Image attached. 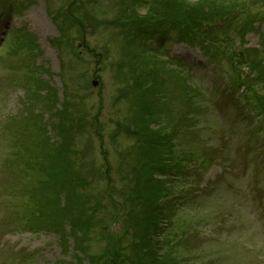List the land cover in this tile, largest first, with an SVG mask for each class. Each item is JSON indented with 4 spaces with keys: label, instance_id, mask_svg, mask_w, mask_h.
I'll return each mask as SVG.
<instances>
[{
    "label": "rangeland",
    "instance_id": "obj_1",
    "mask_svg": "<svg viewBox=\"0 0 264 264\" xmlns=\"http://www.w3.org/2000/svg\"><path fill=\"white\" fill-rule=\"evenodd\" d=\"M149 1L135 0L140 15ZM126 6L123 0H0V264H103L115 248L123 253L121 264H138L146 231L154 235L157 255L169 256V264H264V113L247 100L264 97V0L253 6L256 19L250 31L232 33L229 43L221 42L226 36L218 32L220 42L202 53L206 40L196 33L188 35L192 45L171 29L145 38V55L158 60V71L165 73H160L165 82L161 98L154 106L151 102L155 113L146 125L171 137L179 165L165 174L155 169L145 179L140 174L139 183L132 171L135 153L129 149L137 139L125 130L137 128L142 103L132 80L136 70L148 73L151 64L138 53L137 68L127 73L135 45L125 39L133 32L128 25L92 23L111 20ZM17 28L32 34V53L24 39L8 41ZM226 45L233 53L223 50ZM246 47L257 51L248 56L260 60L263 70L248 67L246 57L239 61ZM29 74L33 84L27 82ZM39 80L40 88L50 89L48 109L41 103L45 90L38 88ZM240 83L246 84L244 90ZM64 100L62 112L73 126L65 140L73 150L69 165L49 161L55 154L52 142L61 141L56 124ZM67 172L82 177L72 190L81 195L79 203L71 198V204L83 206L81 216H92L90 224L80 227L86 235L84 253L80 245L72 247L71 235L65 252L55 232L25 229L23 213L33 201L29 189L36 187L37 196L44 192L49 206L56 207L54 194L40 188ZM151 179L160 180L163 189L150 209L140 212L145 204L133 193L145 188L149 194Z\"/></svg>",
    "mask_w": 264,
    "mask_h": 264
},
{
    "label": "trees",
    "instance_id": "obj_2",
    "mask_svg": "<svg viewBox=\"0 0 264 264\" xmlns=\"http://www.w3.org/2000/svg\"><path fill=\"white\" fill-rule=\"evenodd\" d=\"M222 1L225 0H219L220 3H222ZM123 2H126L127 6L120 13L117 12L116 14H114V18H111V20L92 19V23L94 22L93 24L95 25L103 23H107L110 25L115 24L120 27H125L128 25L130 29L129 31L133 32L132 35H127L125 39L126 44L135 45V47L133 48L137 51L136 54L135 50L131 52L134 58L133 60L131 59L132 63L130 62L128 65L127 73L133 74L135 69L137 68L134 61L137 58L136 55L138 53H142L144 55L143 61L145 63H148L150 61L151 64L152 69H150L148 73H143L136 70L137 74L132 80L131 87L137 89L140 97L139 100L142 99V103H140V111L138 115L139 124L136 126L137 128H133V130L131 129V127H127V129L125 130L128 135L132 133V135H134V138L137 139L136 143L131 145L129 149H131V152L135 153V160H137V164H134L132 166V171L136 173L134 177L136 181H138V175L140 174L145 173V179L147 177V174H152L155 169L158 170V172L165 174L168 171H174L175 166L179 165V163H174V147H172L171 145V137H162L157 130L151 129L150 126L146 125L148 117L155 113L154 108L152 107L150 109L149 106L151 105V102L153 104L154 100L161 98L159 94L163 91V84L165 82L164 79L160 78L159 76V72H162V70L158 71L161 68V64L159 63V61L153 58H150V60H148V55H145L142 45L143 38H146L148 36L154 37L159 35V32L168 31L169 29H171L177 32L176 36L180 41L182 40L191 45L192 37H188V35L191 36V34L196 33L200 35V37H203L206 40V43L205 45L200 47L202 48V50H207L208 48H210V45L214 47V42H220L218 41V32H222V35L226 36L225 39L223 38L221 40V42L228 41L229 43L232 40V33L243 35L246 34L247 31H250L252 29V22H254L256 19V13L253 11V6L256 5L258 0H244L242 2L238 0H236L235 2L228 1V4H225L224 2L223 4H219L215 0H199L196 3H189L186 0H151L146 3V9L143 13H141V15L137 12V7L134 4L135 0H133V2L123 0ZM82 21L84 22V20ZM79 25L81 28L85 26L84 23L80 22ZM9 35L10 36L8 41H10V38L15 37L17 38V41H15V43L17 44L21 41V39H24L26 42L25 45H29L31 53L32 51H34L32 47L33 44H31L33 41L31 38L32 34L26 31L24 32L22 29H17L12 31ZM57 41L60 42L59 40ZM137 42L139 43L136 45ZM250 49L251 48H246L245 50H243V54L246 59H250L248 56L250 53H252L253 56L257 53V51H250ZM223 50L227 52L229 51V54L233 53V49L229 46H227V48ZM211 52L214 58L215 53L212 49ZM256 60L257 59H250L249 63L247 64L248 67L252 69L259 68L260 70H263L260 60ZM177 64L180 63L177 61ZM260 75L261 73L258 74V81L259 79L260 81L262 79L260 78L262 75ZM31 76L32 75L29 74L27 78V82L29 84H33ZM28 80L31 82H29ZM176 81H179L182 86L184 85V82L179 80V78H176ZM262 81L264 82V78L262 79ZM41 84L42 80H39V82H37L38 88H40ZM49 92L50 89L47 88V94H45L44 98H48L47 103L50 102L51 104V95ZM186 99L188 100L187 102L189 103V106L192 107V105H190L191 98L188 97ZM252 99H254L255 102H252ZM247 100L248 104L253 106L255 103V105L259 107V110H263L261 112L264 113V97H249ZM256 100H260V103L256 102ZM64 108L65 100L62 103V108H60L61 111H58L59 113L57 112V115H59L60 117H58L59 125L56 124V128L60 134L61 141L59 143H55V141L52 142L53 145L55 144V146H52L54 147L53 152H55V154L49 158V161L52 164L56 162L69 165V153L71 154V152H73V150H71V148L69 147V144H67L68 141H65L67 132L73 126L67 123L69 119H67V115H64V112H62L64 111ZM38 128L41 130V127ZM48 139L50 140L49 137ZM38 142L43 143L49 141L39 140ZM47 145L48 144H46L45 146ZM129 151L127 150L126 153H129ZM37 158L42 159L38 155ZM19 160L20 155L15 156V158L13 159L15 163H18ZM72 176L73 175L71 174V172H67L63 173L62 175L52 176L50 181L46 182L45 185H43V180L41 181V191L43 192V190H47L49 194H54L56 199V207L54 206V204H51V206H49L50 201L48 202V198L44 192L42 195L37 196L35 193L36 187L29 189V194L33 198V201L28 202V211L25 210V213H23L25 214L24 218L27 219V225L25 229H43L46 231L49 230L57 233L59 235L62 248L65 252H68V249L70 248V245H67V238L69 237V235H71L74 239L73 248L75 249L78 244L81 246V249L77 247L76 250L79 249L78 251L80 253H84L83 250L86 251V249L83 241L86 240V235L80 227L90 224L92 222V216L89 213L88 215H86L87 217L81 216L80 208L82 209L83 206H74V202L73 205L71 204V198H74V201H78L77 203H79V196L81 195H78L76 191L72 190L78 188V186L82 184V177L79 174L73 178ZM150 177H153V175H150ZM151 180L155 182L151 184L149 188L147 186V188L150 190L149 194L145 191V188L143 189L142 193L136 190L133 193V197L139 198L140 196V198L143 199V202L141 201V203L145 204L144 207H140V212H145L146 210L150 209V207L153 205L152 201L155 199L156 195L163 189V185H160V180ZM85 183L86 181L83 182V184ZM57 184H63L64 189H57ZM103 192L106 191L103 190ZM150 195L152 196V200L149 199ZM61 199H63V203L62 201H60ZM46 207L51 208L50 210H52V212L46 211ZM92 208L93 207L90 206L89 211ZM156 228L157 226L154 225L155 231ZM78 233L80 235H78ZM152 236L154 235L149 234L147 231L144 233L142 232V247L138 248V256L140 258L138 264H160V262H162V264H165V262L169 264V256L166 260L161 256L162 254L157 255L156 248L152 246ZM147 243L151 244L153 248L149 249L147 246H144ZM104 254H106V252H104ZM85 256L87 260H89L91 263L93 262V260H91L92 256H89L86 253ZM122 257L123 253H119V251L115 248L114 253H111L108 258L109 261L103 262V264H121Z\"/></svg>",
    "mask_w": 264,
    "mask_h": 264
},
{
    "label": "water",
    "instance_id": "obj_3",
    "mask_svg": "<svg viewBox=\"0 0 264 264\" xmlns=\"http://www.w3.org/2000/svg\"><path fill=\"white\" fill-rule=\"evenodd\" d=\"M241 56V55H240ZM242 57V56H241ZM243 58V57H242ZM94 84V83H93Z\"/></svg>",
    "mask_w": 264,
    "mask_h": 264
}]
</instances>
